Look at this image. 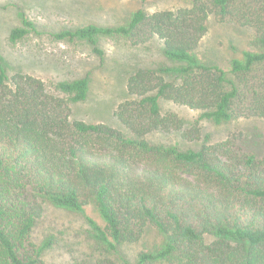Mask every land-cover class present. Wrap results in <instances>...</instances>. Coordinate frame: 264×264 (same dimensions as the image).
<instances>
[{
    "label": "trees",
    "instance_id": "trees-1",
    "mask_svg": "<svg viewBox=\"0 0 264 264\" xmlns=\"http://www.w3.org/2000/svg\"><path fill=\"white\" fill-rule=\"evenodd\" d=\"M213 15L254 30L226 68L198 54ZM142 32L161 40L165 60L128 78V98L114 111L119 127L73 119L89 76L10 75L0 53V264H44L58 243L53 231L37 236L48 205L83 218L97 264H264V154L255 150L264 142L243 129L264 123V0L138 10L121 26L49 35L88 42L104 58L102 38ZM32 34L44 32L25 19L9 42ZM207 125L227 135L215 141Z\"/></svg>",
    "mask_w": 264,
    "mask_h": 264
},
{
    "label": "rangeland",
    "instance_id": "rangeland-1",
    "mask_svg": "<svg viewBox=\"0 0 264 264\" xmlns=\"http://www.w3.org/2000/svg\"><path fill=\"white\" fill-rule=\"evenodd\" d=\"M198 1L211 0H0V53L10 75L24 73L56 82L89 76V97L73 105V119L119 127L114 111L128 98V78L140 68L165 60L161 40L150 38L144 32L131 38H102L99 44L105 56L100 58L88 42H58L49 34L90 24L121 26L138 10L154 14L192 7ZM25 19L34 22L44 34H32L24 42L12 46L9 35ZM253 36L254 30L221 22L213 15L198 54L205 61L226 68L233 58L250 48ZM194 115L190 113L187 117L190 119ZM244 128L250 140L262 145L264 123L252 121L244 124ZM208 131L213 133L215 141L228 132L226 128L218 130L211 125L205 127V132ZM154 139L183 149L199 147L182 141L179 136L158 134ZM255 150L260 156L264 154L262 147ZM46 208V217L37 229V236L50 230L58 233V243L44 258V264H97L100 254L88 236L83 218L49 205Z\"/></svg>",
    "mask_w": 264,
    "mask_h": 264
}]
</instances>
